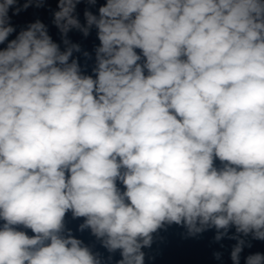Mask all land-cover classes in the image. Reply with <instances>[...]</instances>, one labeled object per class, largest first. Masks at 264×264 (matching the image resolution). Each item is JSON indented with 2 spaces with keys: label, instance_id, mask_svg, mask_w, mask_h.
<instances>
[{
  "label": "clouds",
  "instance_id": "1",
  "mask_svg": "<svg viewBox=\"0 0 264 264\" xmlns=\"http://www.w3.org/2000/svg\"><path fill=\"white\" fill-rule=\"evenodd\" d=\"M46 3L0 0V264H145L171 225L241 264L264 241V0H56L59 42L13 23ZM93 29L92 52L69 38Z\"/></svg>",
  "mask_w": 264,
  "mask_h": 264
}]
</instances>
